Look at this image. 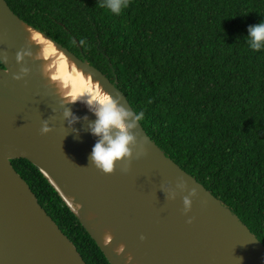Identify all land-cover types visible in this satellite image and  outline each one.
Returning a JSON list of instances; mask_svg holds the SVG:
<instances>
[{"label":"water","instance_id":"95a60500","mask_svg":"<svg viewBox=\"0 0 264 264\" xmlns=\"http://www.w3.org/2000/svg\"><path fill=\"white\" fill-rule=\"evenodd\" d=\"M49 48L56 55L50 61ZM59 61L130 111L126 123L136 122L137 113L116 80L0 0V264H87L13 166L17 158L35 164L68 207L82 205L73 213L110 264H264L258 237L166 155L140 121L128 129L136 142L129 145L133 156L126 169L118 161L106 174L90 163L99 139L90 130L96 108L82 97L67 102L84 86L68 84L57 69ZM22 67L28 73L14 79ZM66 109L72 116H64ZM43 120L52 129L46 134L40 131ZM193 188L196 195L185 213L183 197ZM106 233L113 237L110 243Z\"/></svg>","mask_w":264,"mask_h":264},{"label":"trees","instance_id":"16d2710c","mask_svg":"<svg viewBox=\"0 0 264 264\" xmlns=\"http://www.w3.org/2000/svg\"><path fill=\"white\" fill-rule=\"evenodd\" d=\"M6 1L116 80L166 155L264 244V46L246 39L264 0H127L119 14L106 0ZM11 162L87 264H110L39 168Z\"/></svg>","mask_w":264,"mask_h":264},{"label":"clouds","instance_id":"9594fccd","mask_svg":"<svg viewBox=\"0 0 264 264\" xmlns=\"http://www.w3.org/2000/svg\"><path fill=\"white\" fill-rule=\"evenodd\" d=\"M100 7H107L112 13L119 14L122 7H127V0H106L105 4H100ZM247 43L252 50H259L264 46V21L258 24L249 25L248 35L246 37ZM83 43V41H82ZM7 56L4 55L2 61L6 60ZM23 54L17 53V60H22ZM28 68H21L20 74H14V79H21L22 74H27ZM45 72V71H44ZM46 74V72H45ZM81 96H87V104H96L95 115L97 119L90 125L91 133L99 139L93 146L92 153L90 155V163L94 164L96 168L102 170L106 174L114 172L116 163L122 162L125 169L133 156V148L129 145H135L136 138L130 134L128 129L137 126L136 122H139L143 113H138L136 116V122L126 123L125 118L132 115V113L126 110L122 105L118 106L116 99L111 94L104 92L100 86H97L95 90L88 89L82 92L71 94L66 97L68 103H75ZM64 116L67 118L72 116L71 110L66 109ZM113 129L117 130L115 135L112 134ZM52 129L48 120H43L42 127L40 129L41 134H46ZM127 158V160L125 159ZM183 186V184H181ZM196 195V189L183 197L184 212L187 213L192 206L191 196ZM69 207L72 212L78 214L82 207L79 203H69ZM191 218L189 219V223ZM107 240L105 242L110 243L113 239L109 233L105 234Z\"/></svg>","mask_w":264,"mask_h":264},{"label":"bare ground","instance_id":"6f19581e","mask_svg":"<svg viewBox=\"0 0 264 264\" xmlns=\"http://www.w3.org/2000/svg\"><path fill=\"white\" fill-rule=\"evenodd\" d=\"M55 51L52 48H49V50H46V58H48V61L53 60L56 58V55H53ZM61 61L58 62V68L62 74H64L65 81L68 84H72L74 82L75 86H84L82 91L92 89L95 90L96 87H92L89 82L85 80L83 76H81L77 71L72 70L69 65L60 63ZM84 98V101L87 102L88 97L87 96H81ZM93 107L97 108L96 104H92Z\"/></svg>","mask_w":264,"mask_h":264}]
</instances>
